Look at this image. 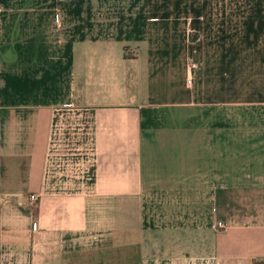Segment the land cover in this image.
I'll use <instances>...</instances> for the list:
<instances>
[{"label": "crops", "instance_id": "1", "mask_svg": "<svg viewBox=\"0 0 264 264\" xmlns=\"http://www.w3.org/2000/svg\"><path fill=\"white\" fill-rule=\"evenodd\" d=\"M0 251L264 264V0H0Z\"/></svg>", "mask_w": 264, "mask_h": 264}, {"label": "built area", "instance_id": "2", "mask_svg": "<svg viewBox=\"0 0 264 264\" xmlns=\"http://www.w3.org/2000/svg\"><path fill=\"white\" fill-rule=\"evenodd\" d=\"M187 82H190V71H187ZM37 198H38V197H37L36 194L31 193V194L29 195V197H28V199H29V204L34 205V204L36 203V201H37ZM217 225H218V227H220V228H223V227L225 226L224 223H222V222H220V221H218ZM194 264H210V263H209L208 260H204V261L196 262V263H194Z\"/></svg>", "mask_w": 264, "mask_h": 264}, {"label": "trees", "instance_id": "3", "mask_svg": "<svg viewBox=\"0 0 264 264\" xmlns=\"http://www.w3.org/2000/svg\"><path fill=\"white\" fill-rule=\"evenodd\" d=\"M0 254H1V251H0Z\"/></svg>", "mask_w": 264, "mask_h": 264}]
</instances>
